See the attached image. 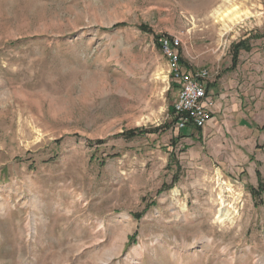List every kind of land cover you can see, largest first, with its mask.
Segmentation results:
<instances>
[{
  "label": "rangeland",
  "instance_id": "obj_1",
  "mask_svg": "<svg viewBox=\"0 0 264 264\" xmlns=\"http://www.w3.org/2000/svg\"><path fill=\"white\" fill-rule=\"evenodd\" d=\"M0 264H264V0H0Z\"/></svg>",
  "mask_w": 264,
  "mask_h": 264
},
{
  "label": "built area",
  "instance_id": "obj_2",
  "mask_svg": "<svg viewBox=\"0 0 264 264\" xmlns=\"http://www.w3.org/2000/svg\"><path fill=\"white\" fill-rule=\"evenodd\" d=\"M158 44L169 63V72L178 83L172 105L174 127L177 131L186 126L203 128L212 116L213 96L208 91V72L205 69L185 68L179 55L180 40L176 36L160 35Z\"/></svg>",
  "mask_w": 264,
  "mask_h": 264
},
{
  "label": "trees",
  "instance_id": "obj_3",
  "mask_svg": "<svg viewBox=\"0 0 264 264\" xmlns=\"http://www.w3.org/2000/svg\"><path fill=\"white\" fill-rule=\"evenodd\" d=\"M140 29H143L144 31H146L147 29H146V27L145 26H142L141 27V25H140ZM242 45H241V43H237V44H235V48L233 49V56H232V65H234L235 64V60H236V56H237V53H238V51L240 50L239 48L241 47ZM246 49V48H245ZM171 110H172V108H171ZM172 112H173V110H172ZM196 129H201V128H196ZM137 132H138V134H142V132H143V130H141V129H138L137 130ZM180 132H181V130H180ZM135 135V133H134V131H128V132H122V133H119L117 136L119 137H124V138H129V137H132V136H134ZM181 136H185V135H180V137ZM100 142H102V140H98L97 141V143H100Z\"/></svg>",
  "mask_w": 264,
  "mask_h": 264
},
{
  "label": "crops",
  "instance_id": "obj_4",
  "mask_svg": "<svg viewBox=\"0 0 264 264\" xmlns=\"http://www.w3.org/2000/svg\"><path fill=\"white\" fill-rule=\"evenodd\" d=\"M181 59V58H180ZM182 62V61H181ZM182 64L184 65V67L185 68H187L186 66V64H184L183 62H182ZM214 86L215 85H209V87H208V91H209V93L213 96V98H222V94H219V90H218V92H215L214 91ZM219 88V87H218ZM216 95H218V96H216ZM218 100V99H217ZM216 108H214V110L212 111L213 112V114H212V116H211V119L210 120H208L207 121V124L206 125H208V123L211 121H213V119L216 117V115H214V114H216L218 111H219V108L221 107V103H218V102H216V106H215ZM205 125V126H206Z\"/></svg>",
  "mask_w": 264,
  "mask_h": 264
}]
</instances>
